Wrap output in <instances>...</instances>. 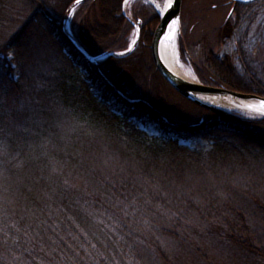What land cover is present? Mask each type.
<instances>
[{"label": "trees", "instance_id": "obj_1", "mask_svg": "<svg viewBox=\"0 0 264 264\" xmlns=\"http://www.w3.org/2000/svg\"><path fill=\"white\" fill-rule=\"evenodd\" d=\"M5 1L9 0H0V93L28 95L37 104L32 117L24 116L11 101L0 108V150L8 158H0V264H118L119 259L130 264H144L145 259L167 264L159 240L179 234L187 237L192 231L233 245L264 264V200L255 192L264 166V139H260L264 118L249 120L236 112L208 110L184 100L154 67H146L175 95L171 99L180 108L193 106L206 114L198 121L192 117L183 122L174 114L165 120L146 101L131 99L128 86L120 92L110 82L112 69L104 61H87L71 43L64 28L68 13L76 8L74 16H79L89 0L54 5L23 0L24 25L7 43L4 31L17 20L8 18ZM93 1L98 2L100 18L114 24L112 29L98 26L108 36L117 34L125 21L132 25L143 17L139 11L128 21L122 10L124 0ZM151 19L159 21L157 15ZM142 22L129 52L121 57L108 55L113 65L135 50L146 53L149 49L152 30ZM36 31L52 48L58 67L43 70L36 63L24 65L20 49L35 39ZM223 31L225 40L232 31L231 22ZM72 38L89 56L106 54L91 55ZM220 58L209 57L195 66L202 83L264 97V83L255 80L257 76L238 77L232 62ZM68 69V78L82 80L103 111L120 117L132 131L124 130V138L117 140L93 132L99 130L97 120L102 117L94 120L79 83L49 81ZM57 113L78 121L80 135L66 148L55 144L56 149L44 154L41 145ZM133 130L142 131L149 141H141ZM189 140L209 145L189 149L178 144ZM103 142H110L107 148L102 146L104 156L93 150Z\"/></svg>", "mask_w": 264, "mask_h": 264}, {"label": "rangeland", "instance_id": "obj_2", "mask_svg": "<svg viewBox=\"0 0 264 264\" xmlns=\"http://www.w3.org/2000/svg\"><path fill=\"white\" fill-rule=\"evenodd\" d=\"M43 1L45 4L54 5L56 2L60 4V2H69L70 0ZM164 1L165 0H127V3H125L124 0L122 10L128 21L134 20V16L140 11L141 14H143L141 18V21H143L142 23L145 21V27L147 26L153 33L158 23L156 24V22H153L151 17L155 15L160 16L161 12H159V8L163 6ZM5 2V5L10 8V10L7 11L8 18H16L17 20L4 31L3 39L6 38V41H3L7 43L19 33V26L22 28L24 25L26 12H22V5L25 4L23 0H9ZM70 11H72L73 15L71 17L69 15L67 16V22L64 27L65 30L69 35L79 40L89 54L98 55L97 53H106L104 56H101L99 60L104 61L103 63L110 66L112 69V79H110V82L112 81V83L116 84V88L120 92L122 87L128 86L131 92V99L146 101L148 107L152 109L151 111L155 112L156 115H161L164 119L171 117V114L178 116L177 118L183 122L192 117L197 118L194 120L198 121L200 117L206 116L203 111H198V109L193 106H188L190 108H188V110L180 108V106L171 99L174 98L175 95H173L170 90L166 91L162 84L158 85L157 89L154 87V82L152 80H154L155 77L153 76L154 79L151 77L152 70H146V67H154L150 52V44L146 53L140 52L138 49L135 50L136 52L134 51V55L125 60H122L123 58L116 59L118 65H113L111 62L113 60H108V55L121 57L124 56L126 52H129L134 46L136 28H139L140 24L135 23L132 27V25L125 21L124 24L120 25L117 34L108 36V34L103 31L105 29H101L98 26L104 24L112 29L114 24L107 23L106 20L100 18L98 2L89 0L79 16L77 14L74 16L75 13L79 11L78 9L75 8ZM230 22L232 31L230 36L223 40L222 33L224 32V26ZM228 27L230 26L228 25ZM172 34L173 33L170 35ZM33 35L35 39H30L27 42L28 44H23V48L20 49V53L24 55V65L29 66L36 63V66H41L43 70L56 67L57 65L53 60V50L49 45L45 44L43 35L37 31L33 32ZM174 47L178 65L183 71L187 72L188 80L190 81L200 82L194 72V68L195 66H200L203 59L205 61L209 57L221 59L220 57L225 56L232 62L236 70V76L246 79V77H252L254 75L258 77L255 78V80L257 79L261 83H264V0H259L255 4H247L244 6L234 5L226 0H182L179 21L177 27H175ZM183 47H185V50ZM28 53H33L34 55L30 57ZM121 53L122 55H120ZM70 71L71 70L68 69L64 71V74H55L53 76L55 78L49 79V81H52L54 84L62 83L70 86L79 83L78 85L81 86V93L85 100V104L91 112L96 115V117L92 116L94 120H97L99 118L98 116L103 118L97 120L99 123V130L92 129L93 132L96 131L106 139L117 140L120 137L124 138V135L121 134L124 133V130H128V132L132 131L128 125H123L125 123L120 117H113V114L111 115L103 111L104 107L101 108L97 101H95L96 98L85 88L84 84H82V80L77 76L68 78ZM203 84L210 85L209 83ZM215 87L225 88L223 85ZM243 89L248 92L252 91L249 87H243ZM74 91L76 93L78 92L77 89ZM123 92L124 89L122 90V93ZM85 97H87V99ZM27 98L28 95L17 96L9 93L5 95L0 93V99L4 101L3 106L0 108L3 109L5 103L11 101L13 103L12 106L16 104V109L24 112V116L27 117V115H29L32 117L31 114H33L35 110L34 104H37V101L34 98H31V100ZM212 105L221 108L216 104ZM221 109L228 112L231 111L227 108ZM53 115L54 116L51 117V122L53 124L50 131L51 133L46 135L45 141L42 142L43 144L41 145L44 154L56 149L55 144L58 147L66 148L74 139L77 138L78 140V136L80 135V131H78V121L75 119L72 120L65 116V114L57 113ZM240 115L249 120L260 118L256 115L247 113H241ZM261 128L264 129V125H262ZM141 133L142 131L140 130H133V134L138 136L141 141L148 140V138L142 136ZM260 139H264V134H260ZM99 140L100 139H97V141ZM104 142L100 145L97 143L93 149L97 154L103 156L105 153L102 147ZM109 143L105 144L104 147L107 148ZM143 143L148 144V142ZM153 144L155 145V143ZM178 144L184 145L189 149H205L209 145L208 142L200 140L179 141ZM97 147L99 149H96ZM167 149L171 150V147ZM169 152L171 151L166 150L165 153ZM172 152H174L175 155H180V151L175 149L172 150ZM6 155V151L0 152L1 159H8ZM263 168H260L259 172L262 176V180L259 183L260 187L255 190L256 194H258L262 200H264ZM244 183H246V181ZM250 187L252 186L250 185ZM188 232H190V230ZM187 235L189 236L186 237L179 234L172 240H159L161 242L159 249L166 255L167 264H263L260 259L254 260L249 257L246 252H242L235 246L229 245L215 237H205L195 231ZM146 258L149 259V257ZM149 260L152 261L151 259ZM143 263L161 264L159 262L151 263L146 259ZM118 264L130 263L119 259Z\"/></svg>", "mask_w": 264, "mask_h": 264}, {"label": "water", "instance_id": "obj_3", "mask_svg": "<svg viewBox=\"0 0 264 264\" xmlns=\"http://www.w3.org/2000/svg\"><path fill=\"white\" fill-rule=\"evenodd\" d=\"M80 1L81 0H79V2ZM228 1L235 4H250L257 0ZM181 2L182 0H172V7L162 12L159 17V22L152 33L150 52L155 70L176 93H178L188 101L205 109H221L219 107H215L214 105H212V103H204L200 100L201 97H216L218 99H223L224 101L230 103L233 107H235L229 109L233 112L239 114H253L260 118H264V115L261 114V112L264 111V109H261V103L264 102V97L258 96L256 94L241 93L221 87L203 85L199 82L182 79L181 77L174 74L162 61L160 57L159 46L164 36H166L168 31L170 30L169 26L171 25L172 21L176 20L177 18L179 21ZM69 39L87 61L94 62L97 60L95 57L89 56L86 51L79 46L77 41L72 38L71 35H69Z\"/></svg>", "mask_w": 264, "mask_h": 264}, {"label": "bare ground", "instance_id": "obj_4", "mask_svg": "<svg viewBox=\"0 0 264 264\" xmlns=\"http://www.w3.org/2000/svg\"><path fill=\"white\" fill-rule=\"evenodd\" d=\"M167 2H168V0L164 1L163 6L161 8H159V12L162 13L164 11L165 5L167 4ZM171 33H172V30L170 29L160 43V46H159L160 57H161L162 61L165 63V65L174 74L181 77L182 79L188 80L189 78H188L187 72L183 71V69H181L180 66L178 65V62L176 59V51H175V47H174V36H173V34L170 35ZM169 37H172V38L169 39ZM152 74L153 73H151V77H153V76L155 77V79L153 77L154 80H152L154 82V84H156L157 86L162 84L163 88L166 91H168L169 88L167 86L165 87L162 81H164L166 84H167V82L162 77H161L162 81L161 80L159 81L157 76L152 75ZM208 86H211V85H208ZM248 94H252V93H248ZM182 98L184 100H186L184 97H182ZM200 100L204 103L216 104V105L220 106L221 108H227V109L235 108L230 103L224 101L223 99H218L216 97H201ZM184 102H186V101H184Z\"/></svg>", "mask_w": 264, "mask_h": 264}, {"label": "snow or ice", "instance_id": "obj_5", "mask_svg": "<svg viewBox=\"0 0 264 264\" xmlns=\"http://www.w3.org/2000/svg\"><path fill=\"white\" fill-rule=\"evenodd\" d=\"M76 3H79V0H76ZM125 3H127V0H125ZM171 7H172V0H168L167 4L165 5L164 10L166 11L167 9H169ZM68 15L71 17L73 15L72 11H69ZM177 23H178V18L176 20H173L171 25L169 26L170 29L172 30L173 36L175 35V27H176ZM171 38L172 37H169V39H171ZM13 55L14 54L9 55L7 57V59L11 60L13 58ZM120 55H122V53ZM3 103H4L3 99H0V107L3 106ZM261 109H264V102L261 103ZM261 114L264 115V111H262Z\"/></svg>", "mask_w": 264, "mask_h": 264}, {"label": "flooded vegetation", "instance_id": "obj_6", "mask_svg": "<svg viewBox=\"0 0 264 264\" xmlns=\"http://www.w3.org/2000/svg\"><path fill=\"white\" fill-rule=\"evenodd\" d=\"M227 1V0H226ZM141 22V19H136V21H135V23H140ZM135 23L134 22H132L131 24L134 26L135 25Z\"/></svg>", "mask_w": 264, "mask_h": 264}]
</instances>
